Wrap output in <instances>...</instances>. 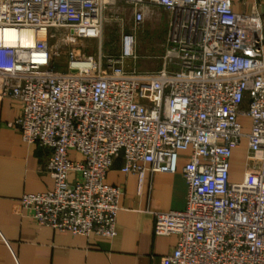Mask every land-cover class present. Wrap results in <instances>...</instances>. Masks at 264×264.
I'll return each mask as SVG.
<instances>
[{"label":"built area","instance_id":"1","mask_svg":"<svg viewBox=\"0 0 264 264\" xmlns=\"http://www.w3.org/2000/svg\"><path fill=\"white\" fill-rule=\"evenodd\" d=\"M161 9L160 67L127 68L136 31ZM127 15L118 54L70 51L68 70L55 68L51 31L99 38ZM0 99L19 103L21 138L47 152L52 189L19 198L37 224L111 238L122 192L104 183L113 159L142 179L173 172L187 152L184 208L151 211L153 234L176 237L166 260L264 264V10L235 12L232 0H0ZM242 148L236 180L231 159Z\"/></svg>","mask_w":264,"mask_h":264},{"label":"crops","instance_id":"2","mask_svg":"<svg viewBox=\"0 0 264 264\" xmlns=\"http://www.w3.org/2000/svg\"><path fill=\"white\" fill-rule=\"evenodd\" d=\"M232 5L235 12L264 10V0H232ZM19 114L17 101L0 99V264H170L166 257L176 237L153 234L151 211L184 208L187 189L182 168L187 152L178 153L173 172L148 170L142 179L123 173V158L115 157L104 178L105 184L120 186L122 191L114 235L63 233L37 224L19 203L23 194L53 187L44 170L47 152L21 138L14 124ZM236 156L237 150L231 159V176L240 179ZM69 158L81 156L71 151Z\"/></svg>","mask_w":264,"mask_h":264},{"label":"rangeland","instance_id":"3","mask_svg":"<svg viewBox=\"0 0 264 264\" xmlns=\"http://www.w3.org/2000/svg\"><path fill=\"white\" fill-rule=\"evenodd\" d=\"M127 15L124 21H110L103 25L102 33L99 38L73 39L67 41L64 31H51L53 36L50 37L49 45L52 48L51 61L55 68L60 71L68 70V52H74L77 55L92 56L94 58L105 55H116L120 50V33L121 31H129L131 21ZM168 16L161 9L150 19H146L142 27L136 31L135 53L137 59H127L126 67L135 66L140 71L157 70L161 65V55L166 45ZM244 130H247V120H243ZM243 148L237 150L236 156V177L242 171L243 164ZM239 180V179H236Z\"/></svg>","mask_w":264,"mask_h":264}]
</instances>
